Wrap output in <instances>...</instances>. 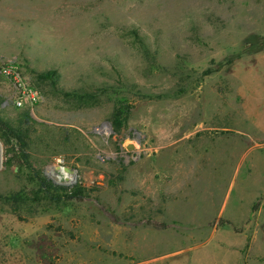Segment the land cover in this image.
Wrapping results in <instances>:
<instances>
[{"label": "rangeland", "instance_id": "374dc122", "mask_svg": "<svg viewBox=\"0 0 264 264\" xmlns=\"http://www.w3.org/2000/svg\"><path fill=\"white\" fill-rule=\"evenodd\" d=\"M261 50L264 0H0V67L38 95L17 105L0 72L29 153L0 131V264H264V144L241 93ZM118 107L122 128L95 133ZM57 159L82 199L41 189Z\"/></svg>", "mask_w": 264, "mask_h": 264}, {"label": "crops", "instance_id": "0c3cea01", "mask_svg": "<svg viewBox=\"0 0 264 264\" xmlns=\"http://www.w3.org/2000/svg\"><path fill=\"white\" fill-rule=\"evenodd\" d=\"M243 133L264 144V50L246 56L242 65Z\"/></svg>", "mask_w": 264, "mask_h": 264}, {"label": "built area", "instance_id": "2783aa9c", "mask_svg": "<svg viewBox=\"0 0 264 264\" xmlns=\"http://www.w3.org/2000/svg\"><path fill=\"white\" fill-rule=\"evenodd\" d=\"M14 64L8 63L3 67H0V72H4L9 76H14L16 82L19 84L18 88L21 89L19 97L15 100L17 105L24 106L26 102H32L35 104L38 101V95L35 91L29 89L21 79L20 73L15 69ZM109 123V122H106ZM105 123L96 125L93 129L95 133L105 134L110 136L114 133V129L111 123L108 127H105ZM19 149V147H18ZM4 151V147H3ZM99 158L105 162L110 158L109 155L99 154ZM5 160V157H4ZM44 174L56 185H61L67 189L68 193H72V190L81 184L79 179V169L77 167L68 165L62 159H57L54 162L49 163L44 168Z\"/></svg>", "mask_w": 264, "mask_h": 264}, {"label": "trees", "instance_id": "16d2710c", "mask_svg": "<svg viewBox=\"0 0 264 264\" xmlns=\"http://www.w3.org/2000/svg\"><path fill=\"white\" fill-rule=\"evenodd\" d=\"M53 74V73H51ZM124 108L122 107H118L117 109V114L115 115V119H114V130L118 131L122 128L123 123H124ZM27 123H30L32 121L36 122L37 120L33 117V115L30 112L26 113V120ZM0 131L2 133V135L4 136V138L9 141L12 142L13 140H17L21 146L19 147V151L22 152V159L23 161H27L29 163V153L27 151V147H28V143L26 141V139L23 136V133L21 131L20 128L16 127L14 125V123L10 120L7 119L2 112L0 111ZM15 158H17V156H14ZM13 159L11 158L10 161H8L9 164L13 163ZM17 161L19 163H22L21 159H17ZM38 178L41 184V189L42 190H50L51 188H56L58 190L63 191L64 197L66 198H70V199H82L83 196V188L81 184H78L73 190L72 193H68L67 189L61 185H56L54 184L51 180H49V178L44 174L43 171V175L41 173H38ZM61 195H57L56 198H60ZM7 200L13 201V202H18L20 200L23 199V197H21L20 194H15L14 196L8 197L6 198ZM258 209V206L256 205L254 207V211H256ZM225 224H230L232 225L231 221H225Z\"/></svg>", "mask_w": 264, "mask_h": 264}, {"label": "bare ground", "instance_id": "6f19581e", "mask_svg": "<svg viewBox=\"0 0 264 264\" xmlns=\"http://www.w3.org/2000/svg\"><path fill=\"white\" fill-rule=\"evenodd\" d=\"M109 124H106V127H108ZM3 166V148L0 145V168Z\"/></svg>", "mask_w": 264, "mask_h": 264}]
</instances>
